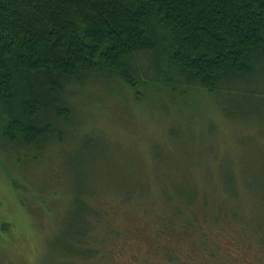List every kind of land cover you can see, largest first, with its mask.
<instances>
[{
	"label": "rangeland",
	"instance_id": "obj_1",
	"mask_svg": "<svg viewBox=\"0 0 264 264\" xmlns=\"http://www.w3.org/2000/svg\"><path fill=\"white\" fill-rule=\"evenodd\" d=\"M80 80L65 89L71 121L41 150L0 135V264H264V66L215 95L181 81ZM194 198L240 219L200 245L181 206Z\"/></svg>",
	"mask_w": 264,
	"mask_h": 264
},
{
	"label": "trees",
	"instance_id": "obj_2",
	"mask_svg": "<svg viewBox=\"0 0 264 264\" xmlns=\"http://www.w3.org/2000/svg\"><path fill=\"white\" fill-rule=\"evenodd\" d=\"M144 56L154 78L148 65L136 64ZM262 66L264 0H0V135L10 146L41 150L71 121L65 89L82 84L84 75L101 73L133 90L181 81L215 95L252 79ZM196 202L181 204L190 213L182 226L198 230L200 245L207 234L225 231L223 223L240 219L223 205L209 215L207 202L199 208ZM76 203L89 221L87 204ZM176 217L167 227L177 226ZM90 227L71 240L83 241Z\"/></svg>",
	"mask_w": 264,
	"mask_h": 264
}]
</instances>
